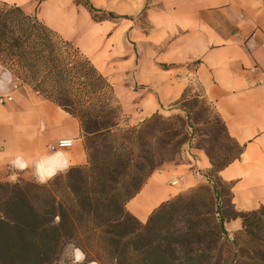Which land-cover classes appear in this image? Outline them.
I'll use <instances>...</instances> for the list:
<instances>
[{"label": "trees", "instance_id": "obj_1", "mask_svg": "<svg viewBox=\"0 0 264 264\" xmlns=\"http://www.w3.org/2000/svg\"><path fill=\"white\" fill-rule=\"evenodd\" d=\"M74 4L94 21L127 19L88 0ZM0 65L79 122L87 156L86 166L44 185L0 183V264H52L69 242L86 253L85 264H264V208L237 212L232 185L219 179L244 147L202 95L184 91L171 105L182 116L156 113L121 129L122 108L107 77L37 16L6 3H0ZM210 111L213 123L204 117ZM200 142L225 145L228 154L215 162ZM185 146L209 159L202 172L209 186L179 194L138 222L126 204L156 171L176 164ZM232 220L242 228L229 236L224 225Z\"/></svg>", "mask_w": 264, "mask_h": 264}, {"label": "crops", "instance_id": "obj_2", "mask_svg": "<svg viewBox=\"0 0 264 264\" xmlns=\"http://www.w3.org/2000/svg\"><path fill=\"white\" fill-rule=\"evenodd\" d=\"M74 2L0 0L37 16L60 36L86 38L85 23L91 16ZM88 2L96 10L126 17L120 20L129 21L130 39L139 32L131 18L141 15L148 24L141 32L148 53L155 54L154 62L138 65L130 95L119 97L124 112L121 122L136 127L152 115L172 109L185 90L196 86L229 137L244 147L240 158L219 173L222 184L232 185L235 210L248 213L264 208V0ZM14 84L10 95L0 96V183L12 184L9 177L13 172L15 183L35 182L31 169L16 171L9 161L17 153L26 158L50 153L66 137L77 138L71 148L64 149L71 154L74 167L86 166L79 122L27 86L16 80ZM186 155V163L156 171L126 204L127 212L138 222L144 224L161 204L204 183L196 171L209 169V161L200 152ZM224 227L229 236L242 228L240 220L229 221Z\"/></svg>", "mask_w": 264, "mask_h": 264}, {"label": "rangeland", "instance_id": "obj_3", "mask_svg": "<svg viewBox=\"0 0 264 264\" xmlns=\"http://www.w3.org/2000/svg\"><path fill=\"white\" fill-rule=\"evenodd\" d=\"M96 17H100V15ZM131 20L133 21V25L139 31L138 35L135 38L133 37V39H130L127 32V25H130L129 21L120 20L98 22L88 17L85 23L88 33V36H86L87 40H84L86 39L85 37L83 38L77 35H73V37L61 36L64 40L71 42L75 47H77L80 53L84 57L88 58L102 75L107 77L108 81L113 86L117 103L121 94H123V96L125 97H128V95H130L134 77L133 72L135 71V68L145 61H149L151 63L154 62L155 54L151 53L150 55V53H148L150 49L146 46L147 42H145L143 33L141 32L148 27V24H146L141 15L133 17L131 18ZM134 89L136 91L141 90V87H134ZM188 90L189 91L187 95L189 97H192L195 94L199 93L196 86H191ZM122 113L124 114L123 110ZM160 115L163 118L168 119L172 116H182L183 114L172 108L164 111ZM204 117L206 120H208V122H214V114L211 111L209 113H206ZM121 121L120 128H128V126H125ZM199 141L200 139H196L195 145H197ZM223 144L229 146L230 149L233 148V145H231V143L229 142L224 141ZM199 145L201 147H206L215 162L224 160V158L228 154L227 150L224 148L225 145H211V143L210 145H205L204 142H200ZM186 152L191 153L192 155L200 152L207 158L203 151H192L188 148V146H185L183 148L182 155L180 156V159H177L176 164L187 162ZM207 160L209 161L208 158ZM190 164H192L191 161ZM196 172H198L201 176L203 175V171ZM199 186L206 187L209 185L204 179V183ZM185 193H187V191L181 193L179 196L184 195ZM68 253L69 255L66 258V262L68 264H71V249H68ZM90 257L92 259H95L96 254L92 253Z\"/></svg>", "mask_w": 264, "mask_h": 264}, {"label": "clouds", "instance_id": "obj_4", "mask_svg": "<svg viewBox=\"0 0 264 264\" xmlns=\"http://www.w3.org/2000/svg\"><path fill=\"white\" fill-rule=\"evenodd\" d=\"M14 81L13 73L6 69L4 65H0V96L10 95L13 87H15ZM28 139L32 140L34 137H28ZM76 142V137L62 138L59 141V148L35 158H26L24 153H17L9 161V167L21 172L31 169L37 184H47L59 175H66L75 166L72 162L71 154L64 149L71 148ZM2 158L3 154L0 153V160ZM9 180L12 183L17 182L15 172L9 177ZM59 220L60 218L56 217V221L59 222ZM68 249H71V264H85L87 260L86 253L72 242L63 246V250L57 258L53 259L52 264H65L69 255Z\"/></svg>", "mask_w": 264, "mask_h": 264}, {"label": "built area", "instance_id": "obj_5", "mask_svg": "<svg viewBox=\"0 0 264 264\" xmlns=\"http://www.w3.org/2000/svg\"><path fill=\"white\" fill-rule=\"evenodd\" d=\"M0 102H1V100H0ZM57 148H59V142L57 143Z\"/></svg>", "mask_w": 264, "mask_h": 264}]
</instances>
